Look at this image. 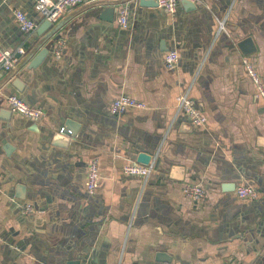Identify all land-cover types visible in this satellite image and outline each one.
Returning <instances> with one entry per match:
<instances>
[{
	"label": "crops",
	"instance_id": "0c3cea01",
	"mask_svg": "<svg viewBox=\"0 0 264 264\" xmlns=\"http://www.w3.org/2000/svg\"><path fill=\"white\" fill-rule=\"evenodd\" d=\"M37 1L0 0V48L25 50L0 75V264H66L89 254L88 264H264V103L243 62H253L264 84V0H194L191 9L180 2L174 13L140 0L102 1L44 30ZM15 10L37 23L35 32L20 31ZM57 25L51 52L28 69L27 55ZM247 37L256 47L248 56L238 48ZM174 50L179 63L168 70ZM188 89L207 117L203 128L175 118ZM10 95L45 115L11 112ZM121 95L146 109L114 117ZM70 122L76 137L61 133ZM140 152L156 159L146 184L124 171ZM94 159L100 180L89 195ZM189 183L205 187L203 202L184 195ZM242 185L259 199H239ZM21 204L35 213L23 214Z\"/></svg>",
	"mask_w": 264,
	"mask_h": 264
},
{
	"label": "built area",
	"instance_id": "2783aa9c",
	"mask_svg": "<svg viewBox=\"0 0 264 264\" xmlns=\"http://www.w3.org/2000/svg\"><path fill=\"white\" fill-rule=\"evenodd\" d=\"M102 1L118 2L120 0H38L36 10L45 20L56 24L63 18L67 11L79 6H88ZM182 1L183 0H157V3L159 8L170 13H174ZM129 14L130 10L128 6L121 9L118 22L122 28H127ZM14 19L20 31L24 34L29 35L37 29V23L21 10L14 11ZM224 30L226 31V19L219 21V32ZM56 51L57 57H60L62 52L61 47H58ZM18 54H25V50L22 47L19 48ZM243 62L247 68L249 77L257 89V98L261 99L264 103V84L259 73L249 58H245ZM17 63L18 59L12 50L0 48V75L13 71ZM178 63V52L176 50L168 52L165 57L167 69L174 70ZM7 102L11 112L23 115L31 121H37L45 115L42 109L29 105L17 95H10L7 97ZM130 109L143 110L146 109V105L135 98L127 95H121L116 98L110 106V112L114 117H120ZM180 115H185L191 124L198 128H203L208 123L207 117L203 114L197 102L191 97V89L183 92L177 99L175 106V118ZM64 131L65 129H61V133H64ZM166 137L167 134L165 135V138ZM155 162L156 159L154 161L152 160L148 166L134 162L127 165L124 168V171L129 175L141 177L146 184L155 170ZM99 167L98 159L92 160L89 164L86 183V189L89 195H94L98 188L100 180ZM183 192L189 200L195 203L203 202L206 199L207 194L203 185L191 183L184 186ZM237 197L242 200L256 201L259 199V192L255 187L242 185L237 188ZM20 207L21 212L25 215L35 213V208L31 204H21Z\"/></svg>",
	"mask_w": 264,
	"mask_h": 264
},
{
	"label": "water",
	"instance_id": "95a60500",
	"mask_svg": "<svg viewBox=\"0 0 264 264\" xmlns=\"http://www.w3.org/2000/svg\"><path fill=\"white\" fill-rule=\"evenodd\" d=\"M140 3L142 6H147V7H158V3L157 0H152V1H147V0H140ZM182 4L186 7V8H193L196 6V4L192 1L189 0H183ZM107 21L112 22L114 20V13L112 18H106ZM54 24L50 21H45V23L43 25H41L38 30H44L45 28L48 29L50 27H52ZM62 28L61 25H57L54 27L52 33L48 36L43 38L38 45L35 46L34 50L31 51L28 55H27V63L28 64V69H36L37 67H39L40 65H42L43 61L45 60V58L49 55V53L51 52V45L47 44L52 38L53 36ZM40 34V31L38 32ZM41 35V34H40ZM57 41V40H56ZM47 44V45H46ZM238 48L241 50V52L243 53V55H251L252 53L255 52L256 47L255 44L253 43V39L250 37H247L245 39H243L242 41H240L238 43ZM37 52V53H36ZM21 55H17V58H20ZM70 128H66L63 134H67L69 136L72 137H76L77 136V129H78V125L70 122L68 123ZM71 132V133H70ZM59 139V138H58ZM60 142V141H58ZM65 145V144H63ZM153 160V156L149 153L146 152H140L136 158V162L145 166L150 165L151 161ZM229 190H231V188L233 187H226ZM21 189V188H19ZM21 199H24L23 196L20 197ZM93 254H89L87 255V257L79 259V260H69L67 261L66 264H88L89 262V257L92 256ZM159 257H164L165 259H167V257H165L164 255H159ZM167 261L169 263H171L170 259H167Z\"/></svg>",
	"mask_w": 264,
	"mask_h": 264
}]
</instances>
